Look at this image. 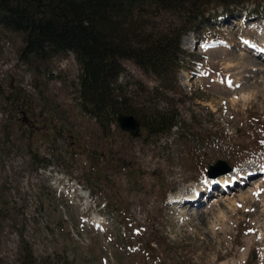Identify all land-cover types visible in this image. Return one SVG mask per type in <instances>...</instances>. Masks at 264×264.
Here are the masks:
<instances>
[{
  "label": "rangeland",
  "instance_id": "obj_1",
  "mask_svg": "<svg viewBox=\"0 0 264 264\" xmlns=\"http://www.w3.org/2000/svg\"><path fill=\"white\" fill-rule=\"evenodd\" d=\"M244 9L183 37L173 89L124 62L133 101L184 122L157 141L81 111L73 54L23 61L35 89L0 86V264H264V9ZM3 41L22 59L20 34L0 27ZM219 160L232 171L209 176Z\"/></svg>",
  "mask_w": 264,
  "mask_h": 264
},
{
  "label": "trees",
  "instance_id": "obj_2",
  "mask_svg": "<svg viewBox=\"0 0 264 264\" xmlns=\"http://www.w3.org/2000/svg\"><path fill=\"white\" fill-rule=\"evenodd\" d=\"M248 4L256 6L254 11L264 9V0H0V27L23 37L21 58L30 65L73 54L81 70V111L103 132L118 126L119 115H133L141 123L144 141L152 142L172 135L184 122L173 108L139 107L128 95L134 83L122 81L124 62L155 78L161 89H173L184 68L183 37L195 33L217 9L233 18ZM166 16L174 21L161 30L146 20L165 18L164 24ZM136 87L143 85L136 82ZM190 141L194 147L202 143L198 138ZM31 264H37L36 259Z\"/></svg>",
  "mask_w": 264,
  "mask_h": 264
},
{
  "label": "built area",
  "instance_id": "obj_3",
  "mask_svg": "<svg viewBox=\"0 0 264 264\" xmlns=\"http://www.w3.org/2000/svg\"><path fill=\"white\" fill-rule=\"evenodd\" d=\"M10 43L3 41L0 49V86L9 78L14 77L22 91L29 95L34 89L32 75L26 70V65L19 60L12 59Z\"/></svg>",
  "mask_w": 264,
  "mask_h": 264
},
{
  "label": "water",
  "instance_id": "obj_4",
  "mask_svg": "<svg viewBox=\"0 0 264 264\" xmlns=\"http://www.w3.org/2000/svg\"><path fill=\"white\" fill-rule=\"evenodd\" d=\"M119 127L126 133L130 134L134 138H139L142 136V126L140 121L133 115L121 114L118 117ZM222 169V171L220 170ZM221 171L218 175H226L232 171L227 162L223 160L217 161L216 165L211 166L208 171L209 176H213L215 171ZM221 174V175H220ZM216 177H219V176Z\"/></svg>",
  "mask_w": 264,
  "mask_h": 264
},
{
  "label": "bare ground",
  "instance_id": "obj_5",
  "mask_svg": "<svg viewBox=\"0 0 264 264\" xmlns=\"http://www.w3.org/2000/svg\"><path fill=\"white\" fill-rule=\"evenodd\" d=\"M249 44V43H248ZM247 46V49H250V50H255V51H257V48L256 47H253V46H251V45H246ZM264 55V53L262 54V56ZM244 59V58H243ZM244 60H246V59H244ZM250 60V59H249ZM250 64V63H249ZM253 66H260L259 64H256V65H253ZM261 70H263V69H261V68H257V69H254L253 67H252V72H254V73H257V74H259L258 72H260ZM262 72H264V71H262ZM251 174H253L252 172H251ZM229 181V183H230V180H227V182ZM224 183H225V181H224ZM239 183H241V182H239ZM229 185V184H228ZM201 189H198L197 191H200ZM212 193V192H211ZM186 197H188V195L186 194V195H184L183 196V198H186ZM186 201H187V204H191L192 203V201L189 199V198H187L186 199ZM198 202H201V200L200 199H197V200H195V203L194 204H198ZM221 204L222 203H219V201H218V203H217V205L216 206H221ZM229 204H231V203H229ZM198 205H201L202 206V204H198ZM201 206H199V208L201 207ZM232 206V205H231ZM213 207V206H212ZM211 211V210H210ZM207 212L208 211H204L203 210V208L202 209H199V211H198V216H203V217H205V216H207ZM197 216V217H198ZM199 218V217H198Z\"/></svg>",
  "mask_w": 264,
  "mask_h": 264
}]
</instances>
